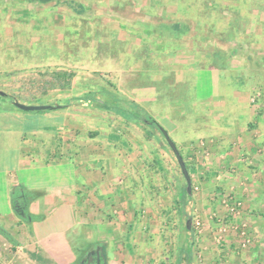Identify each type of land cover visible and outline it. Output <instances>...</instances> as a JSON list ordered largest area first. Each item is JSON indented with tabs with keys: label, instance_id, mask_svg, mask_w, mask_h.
<instances>
[{
	"label": "rangeland",
	"instance_id": "rangeland-1",
	"mask_svg": "<svg viewBox=\"0 0 264 264\" xmlns=\"http://www.w3.org/2000/svg\"><path fill=\"white\" fill-rule=\"evenodd\" d=\"M65 71L75 76L63 87ZM0 92V226L17 243L0 234V264H80L98 247L106 264H176L186 243L191 264H264V0H0ZM247 103L260 118L262 162L249 159L255 180L237 186L234 167L208 148L227 159L226 140L202 139L198 155L186 140L196 127L213 136L217 117H247ZM120 108L155 118L196 170L185 203L166 138ZM209 169L218 170L210 189ZM38 191L54 192L57 213L22 220L16 205Z\"/></svg>",
	"mask_w": 264,
	"mask_h": 264
},
{
	"label": "crops",
	"instance_id": "crops-1",
	"mask_svg": "<svg viewBox=\"0 0 264 264\" xmlns=\"http://www.w3.org/2000/svg\"><path fill=\"white\" fill-rule=\"evenodd\" d=\"M204 72L211 75L210 72L208 73V71H204ZM213 84H214V79L212 81V86H214ZM247 105H248V103H247ZM249 107L250 106L248 105V112L246 113L247 117H244L245 115L240 116V115H236V114H235V116H237V119L234 118L235 116L230 117V115L229 116L226 115V117L224 116V118L217 117L218 127L215 129L216 131H215V134H213V136H211L210 133H206V134L201 133V132H203L204 129L196 127V128H194V130H195L196 134H198V135H196L195 138H192V139L189 138L188 140H186V142L189 143V145L187 144L188 146L186 145V147H187L186 151L187 152L188 151L194 152L196 150L197 152H194V154H197V155L200 154V151H203V150L196 148L195 143L202 141V139H209V137H210V138H214L215 141H219V142H223L226 140L228 143L229 150H231V152L230 151H229V153L227 152L228 154H230V155H228L227 159L224 157L227 154L225 153V151H224L225 149L223 147H219L216 149V147H213V146H215V144H213L211 146H208V148H209V151L211 150L210 153L212 151H217L219 158L221 156V158H220L221 160L224 159V161H226L227 165H228V163H230V167H234V169L229 168V175H231L233 177L232 180H230V181H232V182L235 181L237 186H238V183H240L241 179L245 175L249 176L248 177L249 182H253L255 180V174L251 173L250 170L247 169V167L250 166L249 161H248L249 159H251L253 157L251 159L252 162H258L259 164L262 162L260 157L257 156V154H259L258 150H260L259 148H261V146H262L261 142H259V143L257 142V140L259 141V139H261L260 137H262V136H259L258 132H257L259 130L258 127L261 124L258 122L260 118H258L253 113V110H251ZM217 112H218V110H217ZM235 113H236V111H235ZM255 117H257L256 120H255ZM257 124L259 126H257ZM249 131H250V133H249ZM200 133L203 135H201ZM245 137H247L248 142L245 141L246 140ZM212 148L214 150H212ZM219 162H221V161H219ZM224 167H226V166L224 165ZM250 167L253 169L255 166L254 167L250 166ZM262 169L264 171V165L262 166ZM209 170L210 171L205 172V174L207 175V179H208V183L206 185V187L208 189L214 187L215 181L212 179V177H214L216 175V172L218 171V170L212 171L211 169H209ZM195 171L194 172L192 171L189 174L191 176H193L192 173H195ZM221 171H223V170L221 169ZM263 171H261V172H263ZM239 173L242 174L243 176L240 175ZM220 178L221 177H219V179ZM260 179L261 178H258V181H257L259 184L262 183V180H260ZM227 183H228V181H227ZM218 184L219 183L217 182L216 186ZM241 184L242 183H240V186H241ZM20 185H21V183L16 180L14 186L19 187ZM216 186H215V189H218ZM238 189H239L238 192L242 191V189L240 187ZM258 192H259V190H258ZM53 194H54L53 191H51L50 194H46V192L38 191L33 196H30V195L25 193V198L27 200V205H28V207H27L28 213L34 217L35 221H41V223H43L52 214L57 213L54 210V208L50 206L51 201H49V200H52L51 196H53ZM46 196H47V199L45 202L40 200L41 197L45 198ZM241 196L243 197L244 195L241 194ZM259 197H262V196L260 195ZM6 198H7V200H9V197H6ZM259 199L260 198H255L254 200H259ZM34 205L37 207V208H35V210L33 208ZM66 205H67V201L65 204L61 205L62 206L61 209H66V211H68V209L65 208ZM11 212H13V211L9 208L5 214L10 215ZM187 232L190 233L191 228L190 229L187 228ZM51 233L53 234L52 236H60L59 234H57L53 231ZM49 236H51V235H49ZM189 244L190 243H186L184 246L180 247L179 252L177 254L176 264H185V262L188 263L187 262V257H188L187 254L184 252L180 255V253H181L180 250H184V249L188 250ZM53 247H54V245L52 246V248ZM232 248H233V246H232ZM55 251H56V249H55ZM58 252H59V250H58ZM191 253H192L191 254L192 255L191 263H192L193 258H195V256H194L195 251H194L193 247H192ZM178 256L181 258L180 261H178V259H180ZM191 263H188V264H191ZM245 263L251 264L250 259L247 260V262H245Z\"/></svg>",
	"mask_w": 264,
	"mask_h": 264
},
{
	"label": "trees",
	"instance_id": "trees-1",
	"mask_svg": "<svg viewBox=\"0 0 264 264\" xmlns=\"http://www.w3.org/2000/svg\"><path fill=\"white\" fill-rule=\"evenodd\" d=\"M57 76H59L60 78L64 79V81L66 83H64L62 86L65 87V86H69L70 85L71 80L75 76V74L73 72H66L65 71V72H62V73L58 74ZM88 97H90V98H85V99H88L89 101L95 103L98 106V108L103 109V110H107V111L115 112V108L112 105H110L108 102H103V101H101L99 99H96L93 96L92 93L90 95H88ZM130 103H129V105H131ZM131 107H133V106H131ZM137 111H139L140 113H138L136 111L135 112L134 111L133 112H128L127 110H124V109L120 108V111H118L117 114H120L122 117H125V119H131L134 123H139L140 121L143 120V122L145 123L146 127L147 126H153L154 127L153 129L156 128V130L160 133V135L164 136L163 132H162L163 128L161 127L160 123L155 118H153L150 114H146L145 111H140V110H137ZM147 135L148 136H153V133L151 132V130L149 128L147 130ZM182 156H183L184 160L186 161L185 156L184 155H182ZM185 164H186V168H187L188 172L189 173L192 172L193 171V166H191L188 161H186ZM180 197H182L184 203L186 202V200H189L191 198V194L188 192L186 183H185V186L183 188H181ZM178 202H180V201L178 200ZM27 207H28V205L26 203V211H27V214L29 215L28 218L25 219L23 217V215L21 214L22 212H19L17 209H15V212H16L15 214L19 218H21L22 220H25V221L29 222L30 220H34V217L28 213ZM186 228H188V227H186ZM0 234L2 236H4L9 242L13 243L14 245H17L15 239L11 236V234L3 226H0ZM192 247H193V244L190 243L189 247H188V250H186V249L180 250V252H181L180 255L182 253H184V252L187 254V256H188L187 257V262L188 263H191V261H192V258H191L192 257V255H191L192 254L191 253ZM180 260H181V258L178 259V261H180Z\"/></svg>",
	"mask_w": 264,
	"mask_h": 264
},
{
	"label": "water",
	"instance_id": "water-1",
	"mask_svg": "<svg viewBox=\"0 0 264 264\" xmlns=\"http://www.w3.org/2000/svg\"><path fill=\"white\" fill-rule=\"evenodd\" d=\"M0 94L4 95L3 92H0ZM14 105L22 110V111H26V112H30V111H49V110H54L56 108H59L60 106H51V105H26L20 102H14ZM164 137L166 138L171 150L173 151V153L175 154L177 161L179 163V166L181 168V171L187 181V189L188 192H191V179L189 176V172L186 168V164L185 161L181 155V153L179 152L175 142H173V140L170 138L169 134L167 133V131H165L164 129L162 130ZM191 220H188L187 223V227L188 229L191 228ZM97 264H101L100 262H98Z\"/></svg>",
	"mask_w": 264,
	"mask_h": 264
},
{
	"label": "flooded vegetation",
	"instance_id": "flooded-vegetation-1",
	"mask_svg": "<svg viewBox=\"0 0 264 264\" xmlns=\"http://www.w3.org/2000/svg\"><path fill=\"white\" fill-rule=\"evenodd\" d=\"M26 203H27V200L25 196H23L21 197V200L19 201V203L16 205V209L19 212H22L21 214L23 215L25 219L29 217L26 211ZM98 262H100L101 264H106L105 256L101 248L99 247L95 250L89 251L86 257L81 261L80 264H97Z\"/></svg>",
	"mask_w": 264,
	"mask_h": 264
},
{
	"label": "built area",
	"instance_id": "built-area-1",
	"mask_svg": "<svg viewBox=\"0 0 264 264\" xmlns=\"http://www.w3.org/2000/svg\"><path fill=\"white\" fill-rule=\"evenodd\" d=\"M228 202L230 203H232V204H230V205H228ZM224 204L227 206V207H229V210H230V212H231V215H237L238 214V211H239V209H240V203H238V202H233V200H232V198L230 199V200H228V201H224ZM201 227H202V222H201V220H199V218H197L196 219V221H194V224H193V228H194V230H195V233H200V231H201ZM228 227V226H227ZM233 227V226H232ZM234 228V227H233ZM234 229H237V228H234ZM224 231H226V228H223V229H221L220 230V232H222V234H223V232ZM238 231V230H237ZM238 233L240 234V236L241 237H245L246 236V232L244 231V230H239L238 231Z\"/></svg>",
	"mask_w": 264,
	"mask_h": 264
}]
</instances>
